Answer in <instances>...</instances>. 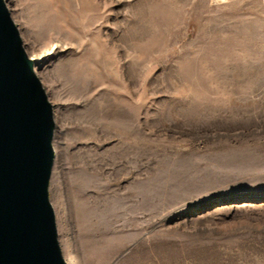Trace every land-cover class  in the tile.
Listing matches in <instances>:
<instances>
[{
    "label": "rangeland",
    "instance_id": "374dc122",
    "mask_svg": "<svg viewBox=\"0 0 264 264\" xmlns=\"http://www.w3.org/2000/svg\"><path fill=\"white\" fill-rule=\"evenodd\" d=\"M4 3L52 106L65 264H264L263 1Z\"/></svg>",
    "mask_w": 264,
    "mask_h": 264
},
{
    "label": "water",
    "instance_id": "95a60500",
    "mask_svg": "<svg viewBox=\"0 0 264 264\" xmlns=\"http://www.w3.org/2000/svg\"><path fill=\"white\" fill-rule=\"evenodd\" d=\"M52 106L0 0V264H65L48 185Z\"/></svg>",
    "mask_w": 264,
    "mask_h": 264
},
{
    "label": "bare ground",
    "instance_id": "6f19581e",
    "mask_svg": "<svg viewBox=\"0 0 264 264\" xmlns=\"http://www.w3.org/2000/svg\"><path fill=\"white\" fill-rule=\"evenodd\" d=\"M241 197H242V198H247V199H248V198H249V199L251 198V196H241ZM259 198H260V199H263L264 197L261 196V197H259Z\"/></svg>",
    "mask_w": 264,
    "mask_h": 264
},
{
    "label": "crops",
    "instance_id": "0c3cea01",
    "mask_svg": "<svg viewBox=\"0 0 264 264\" xmlns=\"http://www.w3.org/2000/svg\"><path fill=\"white\" fill-rule=\"evenodd\" d=\"M263 1V3H264V0H262Z\"/></svg>",
    "mask_w": 264,
    "mask_h": 264
}]
</instances>
